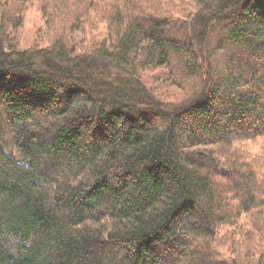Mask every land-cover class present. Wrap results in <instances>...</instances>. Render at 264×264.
<instances>
[{
	"label": "trees",
	"instance_id": "1",
	"mask_svg": "<svg viewBox=\"0 0 264 264\" xmlns=\"http://www.w3.org/2000/svg\"><path fill=\"white\" fill-rule=\"evenodd\" d=\"M0 264H264V0L0 3Z\"/></svg>",
	"mask_w": 264,
	"mask_h": 264
},
{
	"label": "rangeland",
	"instance_id": "2",
	"mask_svg": "<svg viewBox=\"0 0 264 264\" xmlns=\"http://www.w3.org/2000/svg\"><path fill=\"white\" fill-rule=\"evenodd\" d=\"M1 4L5 1V0H0ZM156 1H160L162 2H166V3H176V4H180L183 7H186L187 5V0H156ZM18 4V2L16 3ZM15 4V5H16ZM17 6V5H16ZM91 17H94V15H92ZM46 19L43 18V15L41 14L36 2L33 3H26L23 6V10H22V24L21 26L17 29V32L15 33V39L17 40V42L19 43V47L22 48H28L31 46H37V47H47L49 45V43L51 42V40L53 38H56L57 34L55 33L56 31H58V33H60L62 30H51L49 25L50 24H45ZM100 27H105V25H101ZM99 27V31H98V37L102 36L104 34V31L101 30V28ZM105 29V28H103ZM60 31V32H59ZM89 31H87V34ZM76 35V33L74 34V36ZM92 39L91 35L89 36L88 40ZM231 55H235V53L233 52H229L228 56L227 53L223 54L222 56L224 58L229 57ZM244 58V61L240 63V66H243V68H247L249 65H251V63L253 62L254 59H252V62H250L251 60H249L246 55L243 57V55H239L238 58ZM238 63V62H236ZM239 66V67H240ZM238 67V68H239ZM223 68V67H222ZM232 73H237V68L233 67L229 69ZM248 73V72H247ZM253 93L256 94L257 91L254 89ZM253 129V128H252ZM221 185V184H219ZM222 186V185H221ZM221 232L219 233V237H220V242L222 243V245H220V249H224V247L226 246H231L233 248V245H229L228 241L232 240V230L228 231L227 236L225 237L224 235L226 234V227L221 228Z\"/></svg>",
	"mask_w": 264,
	"mask_h": 264
}]
</instances>
